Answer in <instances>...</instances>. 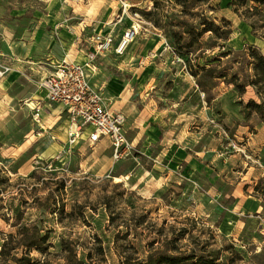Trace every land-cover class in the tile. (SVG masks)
I'll list each match as a JSON object with an SVG mask.
<instances>
[{
  "label": "rangeland",
  "instance_id": "obj_1",
  "mask_svg": "<svg viewBox=\"0 0 264 264\" xmlns=\"http://www.w3.org/2000/svg\"><path fill=\"white\" fill-rule=\"evenodd\" d=\"M116 1L112 27L116 23L123 33L137 27L125 57H134L149 96L163 98L159 106L167 104V95L180 103L182 137L174 145L160 136L146 154L137 148L116 163L108 142L69 144L64 127L20 124L17 104L0 94V245L26 226L49 236L45 253L30 254L38 264H123L166 251L211 255L216 264H264V117L246 106L261 101L251 86L239 96L226 83L234 73L238 83L250 80L244 55L249 46L264 55V28L257 23L254 36L249 21L227 7L230 0L189 5L191 16L174 0ZM44 4L5 0L8 10L27 8L22 20L7 19L5 26L16 24L18 34ZM141 12L154 14L145 18ZM221 18L231 23L225 41ZM199 19L213 20L220 30L193 43L197 32L182 34L179 23L191 28ZM173 32L182 35L180 46L192 43L183 48L186 55L176 54ZM158 36L161 46L154 42ZM227 51L232 55L212 61ZM0 63L11 71L10 62ZM202 68L225 79L207 77Z\"/></svg>",
  "mask_w": 264,
  "mask_h": 264
},
{
  "label": "crops",
  "instance_id": "obj_2",
  "mask_svg": "<svg viewBox=\"0 0 264 264\" xmlns=\"http://www.w3.org/2000/svg\"><path fill=\"white\" fill-rule=\"evenodd\" d=\"M4 1L0 0V62H10L12 69L0 80V94L9 98L11 106L17 104L15 120L17 117L20 124L31 121L42 130L53 129L55 125H58V129L64 127L68 139L71 124L63 106L45 102L43 91L38 90V83L63 59L87 66L89 53H95L93 36H111V47L97 53L93 66L86 67L90 86L101 93L106 109L124 116L123 129L134 148L133 152L138 148L137 152L146 154L143 152L156 145L160 136H163L165 144L176 145L179 142L184 129L182 113L176 112V106L180 103L167 95V104L159 106L163 98L153 97L152 94L149 96L147 84L141 83L138 77L134 57L128 53L125 57L126 48L117 50L119 44L116 43V35L125 32H117L116 23L114 27L111 25V17L118 12L116 0H41L45 3V10L32 12V20L28 25L21 26L18 34L15 33L16 24L5 26V21L22 20L27 8L8 10ZM160 39L161 36H158L154 41L158 46L163 44ZM21 77L35 89L32 91L21 85L20 93L10 94L13 84ZM39 103L42 110L36 123L29 118L32 117L33 106ZM86 137L85 132L78 142L87 141ZM100 142L109 143L106 138H101Z\"/></svg>",
  "mask_w": 264,
  "mask_h": 264
},
{
  "label": "trees",
  "instance_id": "obj_3",
  "mask_svg": "<svg viewBox=\"0 0 264 264\" xmlns=\"http://www.w3.org/2000/svg\"><path fill=\"white\" fill-rule=\"evenodd\" d=\"M210 0H174V3L182 8V14L191 16L189 11V5H203L205 2L208 3ZM214 1V0H211ZM154 7L157 9V4L154 3ZM227 7L232 10V12L240 19L249 21V26L252 29V34L258 37L256 32V24L259 23L260 28H264V0H230L227 4ZM211 11L216 13L219 11V5L216 3L214 6L210 5ZM145 18L153 16V12H141ZM197 17L198 15L195 14ZM220 21L225 27V31L222 32L223 41L227 40L231 34V23L230 21L221 18ZM181 29L183 30L182 34L190 33V29H193L196 33V37L193 39V43L196 42L198 37H201L203 34L210 32L217 34L220 30V26L216 25L213 20L199 19L194 24H191V28H188L189 25L186 21H181ZM154 26L157 25V21H154ZM160 29V28H159ZM172 39V43L175 46L176 54L180 57L186 55L189 50H183V48H189L192 46V43H187L185 46H180L182 35L180 33L173 32L169 36ZM264 39L263 36H260ZM232 55L231 51L221 53L220 57L213 59V62H219L222 57H227ZM245 58L248 61L250 69L252 70V75L245 82L238 83L236 73L232 74L231 80L226 81L233 85L236 93L241 96L245 93V87L251 86L260 99V103H255L250 101L246 104L248 108H251L254 112L260 114L264 117V55L261 51L254 47L249 46L245 52ZM204 75L212 78L225 79V75L221 73L215 74L212 68L205 69ZM21 85H24L25 88H30L32 91L34 87L28 85L27 81L21 77L19 78L12 86L10 94L20 93L22 91ZM21 96V95H20ZM16 117V116H15ZM17 119V117H16ZM17 121L20 122L19 119ZM33 171L31 174H34ZM63 209V205L61 206ZM63 211V210H62ZM31 233V234H30ZM48 234L41 235L36 227L27 228L26 226H20L17 229L15 235L8 234L4 241L0 245V264H38L33 258L30 257L31 252L35 251L37 253L43 254L45 251L51 247L50 244H47ZM68 247L62 241L61 249L66 250ZM176 250L175 247H173ZM155 253V252H154ZM195 260V261H193ZM216 264L215 259L211 255H204L202 257H197L195 253L184 254L179 252L178 254H169L166 252H157L155 254L149 253L144 259H125L123 264Z\"/></svg>",
  "mask_w": 264,
  "mask_h": 264
},
{
  "label": "built area",
  "instance_id": "obj_4",
  "mask_svg": "<svg viewBox=\"0 0 264 264\" xmlns=\"http://www.w3.org/2000/svg\"><path fill=\"white\" fill-rule=\"evenodd\" d=\"M137 27L134 25L126 31L117 50L128 43L135 35ZM111 36H93L95 53H89L87 66L71 63L63 59L50 73L38 83V90L43 91L44 101L60 104L70 121L68 142H78L83 133L87 134V142L93 146L106 138L112 149L115 162L132 155L133 146L127 140L124 132L125 118L121 113H114L106 109L101 93L94 90L88 81L86 67H92L96 54L108 50L112 44ZM9 68L0 63V80ZM32 119L39 122L42 105L33 106ZM74 127V128H73Z\"/></svg>",
  "mask_w": 264,
  "mask_h": 264
},
{
  "label": "bare ground",
  "instance_id": "obj_5",
  "mask_svg": "<svg viewBox=\"0 0 264 264\" xmlns=\"http://www.w3.org/2000/svg\"><path fill=\"white\" fill-rule=\"evenodd\" d=\"M126 47V45H122L121 46V51L123 50V48H125ZM74 128V127H73Z\"/></svg>",
  "mask_w": 264,
  "mask_h": 264
}]
</instances>
